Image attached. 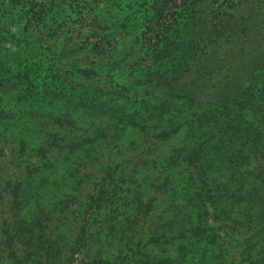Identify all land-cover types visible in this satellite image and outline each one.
<instances>
[{
    "label": "rangeland",
    "instance_id": "1",
    "mask_svg": "<svg viewBox=\"0 0 264 264\" xmlns=\"http://www.w3.org/2000/svg\"><path fill=\"white\" fill-rule=\"evenodd\" d=\"M30 1L0 0V264H264V0Z\"/></svg>",
    "mask_w": 264,
    "mask_h": 264
},
{
    "label": "trees",
    "instance_id": "2",
    "mask_svg": "<svg viewBox=\"0 0 264 264\" xmlns=\"http://www.w3.org/2000/svg\"><path fill=\"white\" fill-rule=\"evenodd\" d=\"M29 2L28 3V11L27 13L30 15L32 14V17L33 18H41V10L40 8L43 9L42 6H37L39 3H34V1H30L28 0ZM183 1H189V0H183ZM163 10L161 11H158L156 13L157 16H160L161 14H163ZM155 15V16H156ZM154 16V15H153ZM2 22V21H1ZM148 27H150L151 29H148L150 30V32L152 34H154V36L156 37V45H159V44H162L164 42V39H161L160 38V34L161 32L159 31H156V29H154L151 25H148ZM160 27V26H159ZM158 30H162V27L161 29H158ZM3 31H6L5 27L3 25L0 26V52H3L2 48L4 47L3 43H5L7 41V37L5 35V33H3ZM8 32V31H7ZM168 47L167 51L164 52V54L162 56H160V58H165L167 60H170V59H175L173 60V64L177 65V67H180V65H184V60H185V54L183 55V51L181 52H174L173 50H171V45H169V42L166 43V46L165 48ZM189 47H191V44H189ZM186 50V48H184V51ZM8 62V59H5V58H0V85H3V81H5L6 83L9 82L11 79V76L12 75H9V74H12V70L11 69H7V67H4L1 63H6ZM166 67V68H164ZM174 70L170 69V67H167L165 66L164 64H162V66L158 69V70H155L152 69L148 72L149 73V79H151L152 81H155L156 77H157V80L159 83H162V84H165L168 86V88H170L171 84L173 83V74ZM30 93L28 94L29 95H32L33 94V86L31 85L30 87ZM27 96V97H28ZM202 147L201 148H198L195 155H196V158L199 159L200 155H205L206 158H207V163L206 164V169H213L216 167V165L218 166L220 164V162L218 161V156H217V153L219 152V148L217 147V145L215 144H210V141L209 139L206 137V139L203 141L202 143ZM204 151H201L200 149H202ZM217 158V160H216ZM37 168V167H35ZM33 169H31L32 171ZM36 170V169H35ZM33 172V171H32ZM112 175H113V172H112ZM204 188V194H205V204H207V201H209L210 203L211 200H212V191L210 189H207L206 187H203ZM239 194H241V191H239ZM242 196V194L240 195ZM208 199V200H207ZM171 261V260H170ZM170 263V262H169Z\"/></svg>",
    "mask_w": 264,
    "mask_h": 264
}]
</instances>
